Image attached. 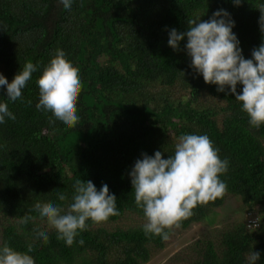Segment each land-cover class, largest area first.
Segmentation results:
<instances>
[{
    "label": "trees",
    "instance_id": "trees-1",
    "mask_svg": "<svg viewBox=\"0 0 264 264\" xmlns=\"http://www.w3.org/2000/svg\"><path fill=\"white\" fill-rule=\"evenodd\" d=\"M261 4L264 0H242L239 6L232 0H72L65 9L61 0H0V74L11 82L26 62L38 65L21 99L9 101L6 86H0V102L16 117L0 124V246L26 252L33 244L29 254L35 264L147 263L169 239L145 236L140 220L146 218L135 203L129 173L142 154L161 151L167 159L181 135L206 134L229 162L220 177L227 191L195 208L169 236L212 222L213 212L232 198L246 217L212 225L159 264H248L252 252L260 253L256 264H264V125L252 127L228 88L219 92L195 72L187 37L179 51L167 43L171 29L186 32L189 19L208 20L224 9L235 22L242 55L250 59L264 42ZM57 49L79 69L83 83L76 128L36 108V81ZM76 179L91 180L97 190L106 183L120 215L101 224L87 221L88 229L67 246L34 205L51 202L67 210ZM59 193L68 200L61 202ZM25 215L33 220L21 224ZM126 216L132 223L118 225ZM37 228L48 232L49 243L37 239Z\"/></svg>",
    "mask_w": 264,
    "mask_h": 264
},
{
    "label": "clouds",
    "instance_id": "clouds-1",
    "mask_svg": "<svg viewBox=\"0 0 264 264\" xmlns=\"http://www.w3.org/2000/svg\"><path fill=\"white\" fill-rule=\"evenodd\" d=\"M239 6L242 0H232ZM65 9H70L72 0H61ZM261 13L260 31L264 33V4L257 7ZM234 21L230 14L220 9L208 20L200 17L188 20V30L178 32L171 29L168 45L179 51L180 41L187 37L185 49L191 57V67L202 74L206 84L217 85V91L226 88L242 102V111L249 117V124L254 128L264 125V42L251 52L250 59L242 55L239 40L233 33ZM38 65L28 61L18 71L11 82L0 74V86H6L7 99L15 102L22 98V90L32 79ZM39 88L37 110L61 121L68 128L79 124L77 104L83 90L79 69L66 58L62 49H57L49 64L44 67L36 81ZM241 84L242 91H237ZM29 103H31L29 101ZM7 119L15 120L8 104L0 102V124ZM229 162L221 159L219 149L206 134H183L175 144L174 154L167 159L161 151L154 155L142 154L129 173L134 190L135 203L143 210L146 223L143 225L145 236H159L169 239L173 229H179L183 221L194 215V209L205 206L222 198L227 185L221 175L228 171ZM72 202L67 210L60 204L40 203L34 205L39 216L46 219L50 229L57 233V239L67 246L76 242V237L93 224L106 223L110 217L120 215L117 198L109 193L105 183L97 190L91 180L76 179L73 184ZM58 199L68 200L65 193H59ZM33 220L31 215L21 218V224ZM251 220H255L254 218ZM37 239L49 243L48 232L34 229ZM80 245L84 240L78 241ZM34 250L28 244L27 251H19L8 243L0 246V264H35L29 254ZM259 252H252L248 264H256Z\"/></svg>",
    "mask_w": 264,
    "mask_h": 264
},
{
    "label": "rangeland",
    "instance_id": "rangeland-1",
    "mask_svg": "<svg viewBox=\"0 0 264 264\" xmlns=\"http://www.w3.org/2000/svg\"><path fill=\"white\" fill-rule=\"evenodd\" d=\"M225 205L219 209H216L214 214V220L208 223L206 220L203 223L194 224L188 229L184 230L177 237L169 236V242L162 248L158 254L154 255L147 263L145 264H159L163 262L165 259L169 258L175 251H177L180 247L190 242L193 239H196L200 236L205 230H208L212 225L219 226L227 220L237 219V218H245L246 211L239 212L237 207L239 206L238 198L229 199ZM237 201V203H236ZM235 209V210H233ZM251 217V216H249ZM124 219V220H123ZM123 222L118 223V225H123L124 227L128 223H132L133 217L126 216L123 218ZM140 222L146 223V221L140 220ZM113 226H115L113 224Z\"/></svg>",
    "mask_w": 264,
    "mask_h": 264
},
{
    "label": "built area",
    "instance_id": "built-area-1",
    "mask_svg": "<svg viewBox=\"0 0 264 264\" xmlns=\"http://www.w3.org/2000/svg\"><path fill=\"white\" fill-rule=\"evenodd\" d=\"M253 222H255V220H250V222H249V223H253Z\"/></svg>",
    "mask_w": 264,
    "mask_h": 264
}]
</instances>
